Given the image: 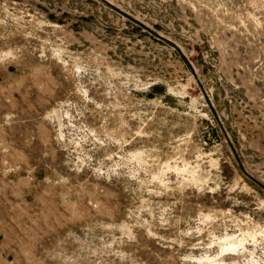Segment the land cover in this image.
<instances>
[{
    "label": "rangeland",
    "instance_id": "374dc122",
    "mask_svg": "<svg viewBox=\"0 0 264 264\" xmlns=\"http://www.w3.org/2000/svg\"><path fill=\"white\" fill-rule=\"evenodd\" d=\"M0 0V264H264V0Z\"/></svg>",
    "mask_w": 264,
    "mask_h": 264
},
{
    "label": "water",
    "instance_id": "95a60500",
    "mask_svg": "<svg viewBox=\"0 0 264 264\" xmlns=\"http://www.w3.org/2000/svg\"><path fill=\"white\" fill-rule=\"evenodd\" d=\"M102 2H104L106 5H108L110 8H112L113 10H115L117 13L121 14L122 16L128 18L129 20H131L132 22H134L137 25H140L142 27H145L141 22H139L138 20H136L135 18L129 16L126 12L118 9L117 7H115L114 5H112L109 1L107 0H101ZM146 28V27H145ZM150 33H152L153 35H155L157 38L163 40V41H168L166 38H164L163 36L154 33L153 31H151L150 29L146 28Z\"/></svg>",
    "mask_w": 264,
    "mask_h": 264
}]
</instances>
